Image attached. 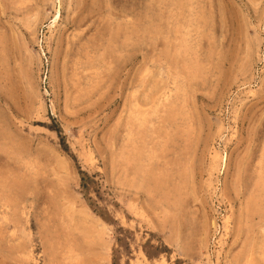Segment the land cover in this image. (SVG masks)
Segmentation results:
<instances>
[{"label": "rangeland", "instance_id": "374dc122", "mask_svg": "<svg viewBox=\"0 0 264 264\" xmlns=\"http://www.w3.org/2000/svg\"><path fill=\"white\" fill-rule=\"evenodd\" d=\"M0 264H264V0H0Z\"/></svg>", "mask_w": 264, "mask_h": 264}, {"label": "bare ground", "instance_id": "6f19581e", "mask_svg": "<svg viewBox=\"0 0 264 264\" xmlns=\"http://www.w3.org/2000/svg\"><path fill=\"white\" fill-rule=\"evenodd\" d=\"M177 27V26H176ZM177 29V28H176ZM179 30V29H178ZM169 32H171V31H169ZM170 36V35H169ZM177 42H179V41H177ZM168 102H169V100H168ZM167 104H169V103H167ZM125 139V138H124Z\"/></svg>", "mask_w": 264, "mask_h": 264}, {"label": "trees", "instance_id": "16d2710c", "mask_svg": "<svg viewBox=\"0 0 264 264\" xmlns=\"http://www.w3.org/2000/svg\"><path fill=\"white\" fill-rule=\"evenodd\" d=\"M81 174H84V172H80Z\"/></svg>", "mask_w": 264, "mask_h": 264}]
</instances>
